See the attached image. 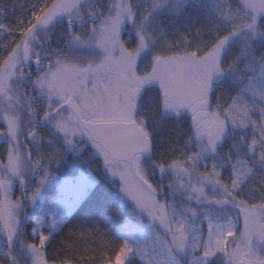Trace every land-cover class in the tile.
<instances>
[{"label":"snow or ice","instance_id":"snow-or-ice-1","mask_svg":"<svg viewBox=\"0 0 264 264\" xmlns=\"http://www.w3.org/2000/svg\"><path fill=\"white\" fill-rule=\"evenodd\" d=\"M0 264H264V0H0Z\"/></svg>","mask_w":264,"mask_h":264},{"label":"trees","instance_id":"trees-1","mask_svg":"<svg viewBox=\"0 0 264 264\" xmlns=\"http://www.w3.org/2000/svg\"><path fill=\"white\" fill-rule=\"evenodd\" d=\"M77 169H72V168H61L59 169L55 174L62 176V175H67L71 176L76 172ZM111 203V210L104 212L100 217H98V220L102 222L105 230L110 234V235H115L118 226L121 224L123 217L127 214L126 211L121 212L119 210V205L117 202L114 200L110 202ZM92 219V217L88 214L86 210L80 211L79 214H72L70 215L67 220V227L64 228L63 232L60 233V235L56 236L51 248H49V253L52 252V249L57 248V245L61 238L65 236L72 228L74 225L80 224V223H85L88 222ZM30 228V224H29Z\"/></svg>","mask_w":264,"mask_h":264},{"label":"rangeland","instance_id":"rangeland-1","mask_svg":"<svg viewBox=\"0 0 264 264\" xmlns=\"http://www.w3.org/2000/svg\"><path fill=\"white\" fill-rule=\"evenodd\" d=\"M78 172H79V170L77 169L76 172H75L74 174H78ZM56 176H57L58 178H60L61 180L64 179L65 177H69V176H67V175H62V176L56 175ZM69 216H70V215H69ZM67 218H68V217H67ZM66 220H67V219H66ZM120 229H121V224L118 226L116 233H118V232L120 231Z\"/></svg>","mask_w":264,"mask_h":264}]
</instances>
